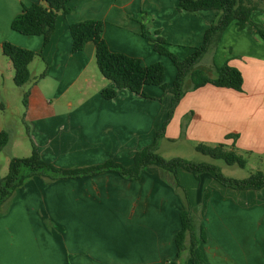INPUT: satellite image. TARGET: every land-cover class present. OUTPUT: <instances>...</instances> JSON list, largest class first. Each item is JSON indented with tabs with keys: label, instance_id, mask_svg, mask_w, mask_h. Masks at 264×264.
I'll list each match as a JSON object with an SVG mask.
<instances>
[{
	"label": "crops",
	"instance_id": "obj_1",
	"mask_svg": "<svg viewBox=\"0 0 264 264\" xmlns=\"http://www.w3.org/2000/svg\"><path fill=\"white\" fill-rule=\"evenodd\" d=\"M41 2L0 0V133L11 135L9 152L0 151V179L11 159L29 157L33 145L43 160L64 169L108 160L132 167L136 153L155 141L172 95L151 85L145 86L149 98L122 89L105 99L102 91L115 84L102 75L94 42L72 52L70 26L103 21L102 35L110 50L139 58L145 66L161 63L170 89L177 68L142 35L141 13L151 19L149 36L160 31L181 60L203 43L221 13L178 11L179 0H73L72 12L59 14L45 45L43 36L12 29L24 6ZM260 10L252 13L251 21L264 26ZM5 42L40 54L29 66L31 82L23 87L15 85L13 64L2 49ZM227 63L241 71L243 91L213 85L189 91L158 149L161 143L183 142L193 149L225 144L243 157L264 158V40L255 27L248 24L241 30L232 23L199 65L213 75L214 66ZM13 102H18L17 131ZM203 180L209 182L184 188L192 192L193 213L207 233L201 244L206 262L264 264V228L253 231L249 225L255 218L264 225V207L253 206L258 197L264 199V189L236 190L211 177ZM246 199L252 203L249 208ZM185 207L174 174L158 167L148 168L137 181L114 172L58 181L36 176L17 190L8 212L0 216V264H168L177 258L176 236Z\"/></svg>",
	"mask_w": 264,
	"mask_h": 264
},
{
	"label": "trees",
	"instance_id": "obj_2",
	"mask_svg": "<svg viewBox=\"0 0 264 264\" xmlns=\"http://www.w3.org/2000/svg\"><path fill=\"white\" fill-rule=\"evenodd\" d=\"M72 1L42 0L41 3L24 6L22 12L13 20L12 29L27 36H43L44 44L47 45L56 30L59 14L72 12L69 6ZM261 8L264 10V0H179L178 11L212 10L221 13V19L206 30L203 43L195 48L185 60H181L170 51L167 46L168 43L161 36L160 31H156V37L149 36L147 29L151 25V19L145 12H142L139 16L142 35L153 42L156 52L169 57L177 68V76L170 89L165 84V69L161 63L145 66L139 58L110 50L102 35L103 21L85 20L72 24L70 26L73 40L72 52L83 51L89 42H94L98 67L102 75L115 84L113 88H105L102 91V96L111 100L118 95L120 90L128 89L137 95L149 98L145 92V86H159L164 91L168 90L172 95L167 119L157 132L155 141L136 153L132 167L108 160L104 164L88 168L64 169L43 160L36 146L33 145V151L29 157L11 159L7 175L0 179V216L8 212L17 190L28 179L36 176L49 181H58L71 178H88L102 173L114 172L129 181H137L148 168L158 167L174 174L177 187L181 190L186 202V207L180 215L181 229L176 236L177 258L168 264H187V262L208 264L201 249V244L207 241V233L204 225L197 220L189 207L190 200L185 188L179 181V171L185 170L197 180H200L203 175H208L224 187L254 191L264 189V172L258 171L246 179L230 178L225 176L215 164L195 163L179 157L166 159L158 153V144L165 137L166 127L171 121L176 107L189 91L198 90L206 85L243 91L244 78L241 71L236 67L228 63L221 67L214 66L215 72L210 75L209 70L200 67L199 64L211 49L218 46L223 33L232 23H236L241 30L245 29L248 24L252 25L258 30L261 39L264 40V27L251 21L252 13ZM2 49L4 55L13 64L15 85L23 87L31 82L29 66L40 54L9 42H5ZM23 103L27 106L28 93L24 94ZM0 109H4L1 102ZM10 140V133L3 130L0 133V151L9 152ZM195 150L214 160H223L229 166L246 167L245 158L234 149L227 148L225 144L216 146L198 144ZM185 254H188L187 259L183 257Z\"/></svg>",
	"mask_w": 264,
	"mask_h": 264
},
{
	"label": "rangeland",
	"instance_id": "obj_3",
	"mask_svg": "<svg viewBox=\"0 0 264 264\" xmlns=\"http://www.w3.org/2000/svg\"><path fill=\"white\" fill-rule=\"evenodd\" d=\"M258 10H260V9H258ZM260 11H262V10H260ZM257 16L258 15H255V18H257ZM263 16H264V14H263ZM261 17H262V14L258 16V19H260ZM259 25H261V24H259ZM261 26H263V25H261ZM205 62L206 61H204V63L202 62L203 65H205ZM12 105H13L12 106L13 112L16 114L14 116H13V114H11V117H14L15 123L17 122V125H15V130L17 131V128H19L18 127L19 126L18 119L16 117L18 102H13ZM21 106H22V104H21ZM13 112H11V113H13ZM158 153H160L166 159L179 157V158L185 159L187 161L195 162V163L215 164L222 170V172L225 176L230 177V178H235V179H246V178L250 177L252 174L257 173L258 171L264 172V158L259 159L257 157H248V158L244 157L246 160V167L245 168H240L237 165L229 166L223 160H214L208 156H205V155L198 153L195 149L189 147L188 145L184 144L183 142H179L177 144L161 143L160 147L158 149ZM7 173H8V168L1 175L6 176ZM203 176H202L203 178H210V177H208V175L207 176L203 175ZM202 177H201L200 181L202 182L203 185H206L209 182V180L204 181ZM178 178H179L180 183L183 185V187L185 186V188H190L192 184H197V182H200L199 180H196L193 175H191L190 173H187L183 170H181L179 172ZM186 192H187V190H186ZM188 197L190 200V206L189 207L193 211L192 204H191V203H193L192 202L193 200H191V199H193L192 192H191V195L188 194ZM255 197H256V195H255ZM257 199H259V201L257 202L258 204L254 203L253 206L256 207L257 205H260V206L264 207V199H262L260 197H258ZM244 203H246V205H248L246 207H248V208L251 207L249 205H251L252 203L250 202L249 199H246ZM263 210H264V208H263ZM255 214H258V212L255 211ZM259 223H260V219L255 218L253 220V222L250 223L249 225L252 226L253 231H258V230H262L264 228V225L261 228V225H259Z\"/></svg>",
	"mask_w": 264,
	"mask_h": 264
}]
</instances>
